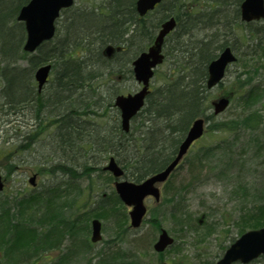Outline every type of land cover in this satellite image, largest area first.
Segmentation results:
<instances>
[{"label":"trees","instance_id":"trees-1","mask_svg":"<svg viewBox=\"0 0 264 264\" xmlns=\"http://www.w3.org/2000/svg\"><path fill=\"white\" fill-rule=\"evenodd\" d=\"M28 1L0 0L1 109L10 117L20 111L24 114L28 108L34 107L38 124L44 122L39 128L45 129V122L52 123L56 149L59 151L57 154L70 160L57 159L64 163L53 168V171L57 169V172H61L57 182L26 192L16 199L12 206L17 203V212L12 211L9 201L0 198V252L5 264H15L29 255L28 249L36 251V245L40 247L42 225L47 229L43 237L48 250L59 244L65 234L88 232V226H83L82 221L88 220L91 213L113 220L114 239H122L127 229L126 217L121 218L119 214L121 203L114 192L112 199L101 195L89 211L72 217L76 212L75 207H81L78 200L83 194L82 187L80 189L76 181L85 177L90 182L88 191L94 189L98 178L104 173L101 155L106 156L110 152L123 164L126 177L131 180L142 181L148 174L162 169L196 117L205 115L206 119H215L213 113L206 112L210 108V91L206 87L207 67L217 51L225 45L230 44L236 49L237 39L243 42L249 39L255 44L252 59L260 60L249 64V55H240L238 61L243 62L242 73H246V78L239 74L229 90L224 92L231 95L233 101L238 99L249 105V111L242 110L235 117L216 121L213 126L221 131L232 130L233 133H238L240 129L250 131L261 122L262 114L253 107L264 96L261 85L250 84L254 76L264 69V24L257 22L254 27L251 23L247 24L246 29H240L238 26L241 24L232 22L239 17L242 0H207L202 6L186 0H165L146 17H140L136 12V0H103L93 7L74 5L65 10L64 13L69 12V15L63 27L59 21L56 36L40 45L36 54L24 50L25 25L17 18L20 8ZM231 9L234 12L232 15ZM170 15L178 19V28L169 36L165 47L166 59L170 63V78L152 89L146 106L135 118L139 120L136 125L141 130L138 138L131 142L133 137L129 136H132L133 130L130 133L122 130L116 108L112 114L115 116L114 132L98 128V124L90 120L81 125L77 120L78 115L84 118L99 116L103 106H113L112 100L119 89L111 76L130 70L127 67L131 60L153 39L160 22ZM108 43L124 45L125 49L111 59L105 58L103 48ZM44 62L53 64L54 76L39 92L33 75ZM103 76L108 78L107 83L99 84L97 81ZM87 129L92 132L86 134L84 131ZM233 144L228 143L225 149L219 145L216 151H203L201 157L215 158L222 149L227 155L223 167L228 169L234 160L231 154ZM135 148L142 153L127 159L124 153ZM13 149L7 152L8 157L12 156ZM96 153L101 154L100 160L94 159ZM92 158L94 163L90 161ZM82 159L85 164L79 170L75 167ZM67 163H74L75 167ZM47 170L50 171L45 168L40 172ZM63 173H67V176H63ZM259 183L261 187H257L256 192L260 198L254 202H262L254 204L248 215L242 216L240 225L250 228L264 225V180ZM95 189L99 191L98 187ZM242 192L245 197L248 196L249 187ZM178 219L176 217L175 220ZM151 223L154 227L159 224L156 218L151 219ZM128 249L126 247L124 252L119 245L107 247L100 253L97 264H142L135 254L127 257Z\"/></svg>","mask_w":264,"mask_h":264},{"label":"rangeland","instance_id":"rangeland-1","mask_svg":"<svg viewBox=\"0 0 264 264\" xmlns=\"http://www.w3.org/2000/svg\"><path fill=\"white\" fill-rule=\"evenodd\" d=\"M102 1L103 0H76L75 5L80 7H93V5H99ZM186 1L188 3L194 2L197 5L202 6V4H204V2L207 0ZM231 11V15L234 14L232 9ZM68 15L69 12H66L62 15V17H60L61 28L63 27ZM259 24L264 23L260 21ZM256 26L257 24H254V27ZM245 27L246 26L242 25L238 26L240 29H245ZM199 36H201V34ZM244 41L245 42L239 39L236 41L235 45L237 47L236 51L238 55H249L247 58V60L251 58L250 61H248L249 64H252L253 61L258 62L260 59L253 60L251 55V53L254 51L253 46L255 44L249 39H245ZM129 66L131 67V65ZM169 69L170 63L169 60H166L159 68H157L158 71L151 81V88H153L155 85H160L162 82H165V80H169V73L171 72ZM230 70L231 71L228 72L226 77L227 79L224 83V87L226 88L223 89L221 86H216V88H213L210 92V99L217 98L220 93L227 90V87H229L231 80L233 79L232 77H235L237 72H243V62L238 61L231 66ZM51 75L52 77L54 76V74ZM111 78L117 79V76H111ZM107 79L108 78H104L103 76L102 78L98 79L97 82L99 84L102 82H107ZM118 80V89L125 94L134 92L140 87L138 82L135 81L133 73H130V77L127 79L120 77ZM260 80L264 81V71H261L260 75L256 78V81ZM104 89L105 88L103 87L102 90L104 91ZM262 99L263 100H261L260 103H257L253 107L263 114V122L261 126L252 127L250 132L240 129L238 133H233L232 130L226 132L219 130L217 127L213 128L210 124L211 128L205 132V135L202 138L197 140L194 146L186 154V158L182 161V163L178 166V169H176L170 180L166 183V185L171 184L170 187L173 186L175 189L178 188L180 195L184 196L182 207H184L185 210L189 212L190 217L186 221L188 226H190V224H195L196 222L199 223L197 218L200 216V214L206 215V219L203 223L198 225L196 229H191L190 227L184 225L182 226V229L179 230L181 225H178L170 215L171 211L174 210L172 208L174 204L170 203L169 201H167V203H163L162 200L160 203L152 202V200L147 201L149 207L154 210L152 213H149L147 217L153 218L157 216V213H159L160 218H165V221H162L164 228L170 230V227H175L176 232L183 236V239L179 240L177 244L178 247H180V245H185L182 246L183 249L180 251V253H176L178 252L176 250L169 252V254H167L168 257L176 255L177 257L182 255L187 256L188 264H203L206 263V261L214 262L219 259V257H221L224 248L227 247L234 239L238 238V236L248 228L245 225H240L239 221L241 220L242 216L248 215L249 210L254 204L262 202V200H259L258 203L254 202L255 199L260 198L257 196L259 193L256 192V188H260L261 186L259 182L264 180V97ZM248 106L249 105H245L240 100L236 99L223 114L218 116H235L242 110L249 111L247 110ZM4 111L5 110L1 109L0 104V174L3 175L5 186H2L1 188L2 190L4 187V189L0 191V198L2 200L4 199L9 201L10 206H12V203L16 202V199L21 198L26 192H32L35 190V188H33L28 182V179L34 174V172H36L37 168H41V170L45 168L50 169V171L47 170L38 174L39 176L36 179V185H38L37 188L42 189L43 187L50 185L52 182L54 183V181L57 182L58 175L61 174V172H57V169L53 171V168L57 164L64 163H62L60 160H57L62 156L57 154L59 151L56 149V136L54 134L55 127L52 128L51 124L45 122L46 128L41 130L39 127L41 124L43 125L44 122L38 124L39 121L35 118L34 107L31 109L28 108L24 114L22 111H20L19 114L10 117L7 116ZM101 111H103V109ZM114 113L115 109H112L110 114L112 115ZM43 116L47 117L46 114H43ZM104 116L105 117L101 119L102 124H100L98 128L103 127L105 130H108L109 116L107 115L106 109L104 110ZM92 118L96 119L97 117L92 116ZM10 119L13 121H10ZM84 120L85 121L83 124H87L89 122L86 119ZM218 120L219 119L216 121ZM46 121L49 122L48 120ZM134 124L135 123H133L132 126H134V129H137V132L134 136H131L133 137L131 142H134L135 139L138 138L139 131H141L140 128H137V125L135 126ZM87 128L91 129L90 127ZM88 131L92 132L88 129L84 132L87 134ZM30 132L32 133V136L29 139V137L26 136ZM23 138L27 142L25 147L21 146L23 143ZM30 141H32V143H30ZM230 142L235 143L233 144L234 151L231 154L232 158H236L237 161H234L229 175H223L220 171L223 167L225 159L227 158V155L225 154L226 152L222 151V149L220 150L219 154L215 156V158H208L200 165L199 159L203 151H208V149H213V151H216L218 150V148H215L216 146L219 147V145H223V147H226ZM137 145L139 147V144ZM12 147L14 148L12 152L13 154L11 157H8L7 152ZM18 151L20 153L18 156H16V152ZM141 153L142 152L139 149L135 148V150H127L124 155L127 159H132L134 155H140ZM100 155V153H96L94 159L100 160ZM103 156L104 155H101V158ZM67 159L64 157L61 158L63 161ZM90 161L93 163L95 162L93 158L90 159ZM9 162L12 163L9 164ZM107 162L108 160H106L104 164ZM84 164L85 162L82 159L80 160L78 167H75L74 163L68 165L82 170ZM193 174H197L195 178H192L194 176ZM62 175L67 176V173H63ZM103 179L108 180V174H103L98 180V184H100ZM76 182L80 184V189L82 187L83 194L81 192L82 195L78 200V204L81 205L80 210L79 212L76 210L72 217L76 216L80 212H84L85 210L89 211L90 208L95 205L97 200L101 197L100 191L97 192L95 186L94 189L88 191V183L84 177L78 179ZM188 184L191 185H189L187 188H180L182 185ZM242 184L249 186V195L246 197L243 196L244 193L242 191H239V193L234 192V189L237 190L236 186ZM166 185L164 186V196L167 195L170 197L171 191L166 188ZM103 186L108 192H111V186L113 185L112 183L109 184L108 182H104ZM73 193L74 190L72 191V194ZM263 196L264 195H262V197ZM177 197L180 198V196H176V198ZM12 208L13 212H17L19 207L16 203L14 206H12ZM92 214L93 213H91V216H94ZM91 219L92 217H90L88 220L83 219V226H88V232H84L82 236V231L76 232L75 237H83L79 240L77 238V243L73 244L76 238L65 234L64 240L61 241L58 248L52 249L48 253H45L46 251L43 250L38 254H29L27 261H17V264H59L58 262H60V259L65 255V252L68 251V248L70 251L80 250V245L85 244L86 242L88 248L91 247L90 249L97 251L98 254L103 252V249L109 247L110 245H114L116 242H114V244L109 242L114 239L112 238L114 237L112 235V228L114 225L109 219H102L104 225L102 229L103 239L96 243L90 241L91 237L89 236L91 231ZM150 228L151 225L147 221L143 228L141 227L139 230L135 231L136 233L130 230L131 234H128L129 236H127L129 240L122 243L121 246H128L129 248L137 251L141 250L142 253H144L143 249L148 246V238H145L144 232ZM152 234L153 236L156 235L153 232ZM122 250L124 252L126 251L124 248ZM96 255L97 254L94 256ZM143 255L147 257L145 254ZM148 255L153 259V261H155V263L158 264V256H155L151 251L148 252ZM2 263L5 264L4 261ZM70 264H90V262L88 259H86V257L81 258L78 256V258L73 260ZM248 264H264V256H260Z\"/></svg>","mask_w":264,"mask_h":264},{"label":"water","instance_id":"water-1","mask_svg":"<svg viewBox=\"0 0 264 264\" xmlns=\"http://www.w3.org/2000/svg\"><path fill=\"white\" fill-rule=\"evenodd\" d=\"M75 0H30L27 5L20 9L18 19L25 22L27 39L25 50L33 51L41 42L49 40L55 34L56 19L60 16L62 8H68L73 5ZM161 0H137L136 6L140 14H145L149 9H153ZM242 17L244 20H252L264 17V0H244L241 5ZM175 17H171L161 25L159 34L156 37L155 43L149 47L148 51L142 52L133 62V71L138 82H143L144 86L135 94L129 93L128 96L124 94L118 95L115 104L121 109L122 126L125 130H129L130 119L136 114L144 105V99L148 94V86L150 78L154 75L153 68L163 61L164 55L161 53L162 45L165 36L176 26ZM119 49V47H118ZM105 54L109 57L115 52L111 45L105 48ZM236 56L233 55L230 47L225 50L209 65V75L207 86L209 88L215 86L225 74L228 63L235 61ZM52 68L51 64L42 65L36 72L35 76L39 82L40 89L47 81L49 72ZM230 100L224 96L214 102V112L224 110ZM193 126L187 132L185 140L180 145V150L176 159L166 167L162 172L156 173L154 176L147 178L143 183L130 182L122 180L116 183L117 192L125 203L133 205L134 208L131 213V222L133 226H139L145 215L146 206L143 202L146 195L153 194L159 197L160 191L155 186L156 182L165 181L169 173L174 169L176 163L186 153L190 144L198 137L202 136L204 131V120L197 118L193 122ZM110 164L106 169L113 171L116 176H120L123 170L120 169L116 161L111 158ZM0 188H2L0 183ZM101 224L99 220H93V234L94 240L100 239ZM171 238L163 233L160 240L156 244L159 250L164 249ZM264 253V228L255 231H248L242 237L237 239L235 243L225 252L224 257L216 264H231L235 260H240L246 263L259 254Z\"/></svg>","mask_w":264,"mask_h":264}]
</instances>
